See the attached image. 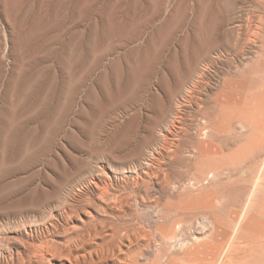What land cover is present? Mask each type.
Instances as JSON below:
<instances>
[{"label":"rangeland","instance_id":"374dc122","mask_svg":"<svg viewBox=\"0 0 264 264\" xmlns=\"http://www.w3.org/2000/svg\"><path fill=\"white\" fill-rule=\"evenodd\" d=\"M259 5L0 0V247L13 251L8 261L0 255V264H17L21 234L47 220L56 219L61 242L74 233L65 223L70 204L77 226L87 209L95 211L94 225L109 224L91 195L79 196L89 179L107 177L114 164L155 144L175 100L206 63L211 80L185 121L196 130L215 118L212 91L231 72L247 77L264 50ZM212 58L220 61L210 65ZM172 174L180 177L176 169ZM145 212L138 215L147 221Z\"/></svg>","mask_w":264,"mask_h":264},{"label":"bare ground","instance_id":"6f19581e","mask_svg":"<svg viewBox=\"0 0 264 264\" xmlns=\"http://www.w3.org/2000/svg\"><path fill=\"white\" fill-rule=\"evenodd\" d=\"M256 58L246 79L231 72L218 80L208 104L215 118L194 130L185 116L207 91L211 73L202 65L178 94L156 143L85 183L79 196L91 195L110 223L94 225L95 211L87 209L77 226L67 203L65 223L74 233L61 242L53 218L22 233L17 264H264V50ZM144 208L147 221L138 215ZM6 250L0 247V255L8 261L13 251Z\"/></svg>","mask_w":264,"mask_h":264}]
</instances>
